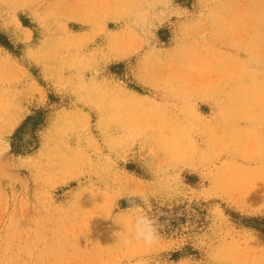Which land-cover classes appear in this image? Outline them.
<instances>
[{"label": "rangeland", "instance_id": "rangeland-1", "mask_svg": "<svg viewBox=\"0 0 264 264\" xmlns=\"http://www.w3.org/2000/svg\"><path fill=\"white\" fill-rule=\"evenodd\" d=\"M0 264H264V0H0Z\"/></svg>", "mask_w": 264, "mask_h": 264}, {"label": "clouds", "instance_id": "clouds-1", "mask_svg": "<svg viewBox=\"0 0 264 264\" xmlns=\"http://www.w3.org/2000/svg\"><path fill=\"white\" fill-rule=\"evenodd\" d=\"M157 221L148 216L142 210L140 214L135 217L134 229L132 232V239L143 241L146 244H153L157 238ZM132 239L125 238V244H131Z\"/></svg>", "mask_w": 264, "mask_h": 264}]
</instances>
